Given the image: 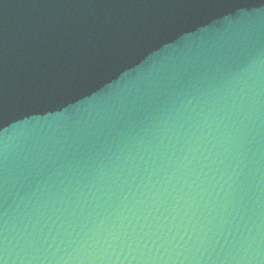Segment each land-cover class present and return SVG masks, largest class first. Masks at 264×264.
Segmentation results:
<instances>
[{
    "label": "water",
    "instance_id": "1",
    "mask_svg": "<svg viewBox=\"0 0 264 264\" xmlns=\"http://www.w3.org/2000/svg\"><path fill=\"white\" fill-rule=\"evenodd\" d=\"M0 264H264V0H0Z\"/></svg>",
    "mask_w": 264,
    "mask_h": 264
}]
</instances>
